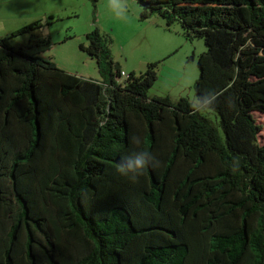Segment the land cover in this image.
<instances>
[{
	"label": "trees",
	"instance_id": "obj_1",
	"mask_svg": "<svg viewBox=\"0 0 264 264\" xmlns=\"http://www.w3.org/2000/svg\"><path fill=\"white\" fill-rule=\"evenodd\" d=\"M137 1L205 41L195 88L222 132L149 96L158 63L122 77L99 29L82 49L102 80L0 38V264H264V0ZM132 135L161 162L135 180L116 170Z\"/></svg>",
	"mask_w": 264,
	"mask_h": 264
},
{
	"label": "rangeland",
	"instance_id": "obj_2",
	"mask_svg": "<svg viewBox=\"0 0 264 264\" xmlns=\"http://www.w3.org/2000/svg\"><path fill=\"white\" fill-rule=\"evenodd\" d=\"M143 10L137 0H128L123 17L119 9L115 14L109 9L108 0L96 4L92 0H0V38L71 75L102 80L97 59L82 49L89 45L87 35L99 29L114 63L127 74L140 75L148 64L158 63L150 97H170L173 102L184 97L194 103L198 58L207 49L205 41L188 40L178 23L169 28L156 13L142 19ZM36 22L42 27L14 35ZM205 115L222 132L217 114ZM253 116L262 127L258 142L263 145L264 114Z\"/></svg>",
	"mask_w": 264,
	"mask_h": 264
},
{
	"label": "clouds",
	"instance_id": "obj_3",
	"mask_svg": "<svg viewBox=\"0 0 264 264\" xmlns=\"http://www.w3.org/2000/svg\"><path fill=\"white\" fill-rule=\"evenodd\" d=\"M128 0H108V7L113 10L119 9L121 17L126 14ZM191 87V86H190ZM194 103L192 109L194 113L206 114L215 110L219 102V94L216 90H207L203 93L196 92L193 96ZM130 143L134 145L138 151L124 157L116 165L117 172L131 180L144 174V171L151 168L160 167V161L149 149L144 147V139L139 135H132Z\"/></svg>",
	"mask_w": 264,
	"mask_h": 264
},
{
	"label": "built area",
	"instance_id": "obj_4",
	"mask_svg": "<svg viewBox=\"0 0 264 264\" xmlns=\"http://www.w3.org/2000/svg\"><path fill=\"white\" fill-rule=\"evenodd\" d=\"M121 75H122V77H124V78H127V77L129 76V75H128L127 73H125V72H122Z\"/></svg>",
	"mask_w": 264,
	"mask_h": 264
}]
</instances>
